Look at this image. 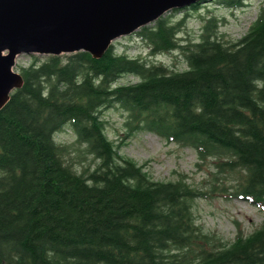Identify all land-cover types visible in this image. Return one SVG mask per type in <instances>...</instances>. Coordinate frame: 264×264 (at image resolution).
<instances>
[{"label":"trees","instance_id":"obj_1","mask_svg":"<svg viewBox=\"0 0 264 264\" xmlns=\"http://www.w3.org/2000/svg\"><path fill=\"white\" fill-rule=\"evenodd\" d=\"M210 1L237 10L250 0ZM260 1L236 41L218 35L215 18L204 20L196 42H183L184 19L169 17L132 35L152 56L181 54L180 71L118 54L113 45L100 59L34 55L17 68L23 85L0 110V264H264V219L247 235L237 226L230 242L204 233L193 203L211 196L182 176L154 181L120 156L101 117L118 105L128 113V134L148 131L214 158L217 172L237 176L219 188L222 196L264 215ZM125 76L137 82L119 85ZM64 125L97 162L92 171L79 173L64 159L67 146L54 140Z\"/></svg>","mask_w":264,"mask_h":264},{"label":"rangeland","instance_id":"obj_2","mask_svg":"<svg viewBox=\"0 0 264 264\" xmlns=\"http://www.w3.org/2000/svg\"><path fill=\"white\" fill-rule=\"evenodd\" d=\"M261 5L260 0H250L242 8L230 10L209 0L201 4L196 11L173 10L163 17H169L172 23L184 19L179 35L183 42H196L204 20L208 18L217 20L218 35L224 40L236 41L247 32L250 24L256 19ZM132 35L121 37L112 43L118 54L161 64L171 70L185 69L181 54L152 56L146 45ZM33 56H19L13 71L19 73L17 68L28 66ZM136 82V78L125 76L118 84ZM101 117L106 121L107 138L115 144L120 143V156L134 161L139 166L143 165L154 181H176L182 176L188 184L211 196L209 199H196L193 203L195 222L204 233L215 235L223 242H230L236 235L237 226L246 235L259 228L264 215L256 206L243 200L225 199L218 191L219 188H229L236 184L237 176L228 172H217L214 158L202 159L194 149L166 143L148 131L128 134L125 127L128 113L118 105L103 110ZM54 140L61 146H67L64 159L75 171L90 172L95 168L97 162L86 153L84 144L76 142L75 134L69 125H64L62 130L54 135Z\"/></svg>","mask_w":264,"mask_h":264},{"label":"water","instance_id":"obj_3","mask_svg":"<svg viewBox=\"0 0 264 264\" xmlns=\"http://www.w3.org/2000/svg\"><path fill=\"white\" fill-rule=\"evenodd\" d=\"M203 0H0V110L23 85L21 55L86 52L100 59L112 43L173 10Z\"/></svg>","mask_w":264,"mask_h":264}]
</instances>
